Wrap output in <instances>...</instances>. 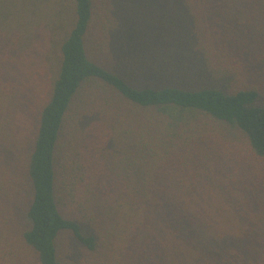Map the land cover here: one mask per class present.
Here are the masks:
<instances>
[{"label": "trees", "instance_id": "trees-1", "mask_svg": "<svg viewBox=\"0 0 264 264\" xmlns=\"http://www.w3.org/2000/svg\"><path fill=\"white\" fill-rule=\"evenodd\" d=\"M0 264H264V0H0Z\"/></svg>", "mask_w": 264, "mask_h": 264}, {"label": "rangeland", "instance_id": "rangeland-1", "mask_svg": "<svg viewBox=\"0 0 264 264\" xmlns=\"http://www.w3.org/2000/svg\"><path fill=\"white\" fill-rule=\"evenodd\" d=\"M25 34H28V33L25 32ZM250 78L252 79V77H250ZM25 117H26V115H24V117L21 118V122L25 121V119H26ZM9 132H11V130ZM10 135H11L10 137H12L14 134L13 133H10Z\"/></svg>", "mask_w": 264, "mask_h": 264}]
</instances>
